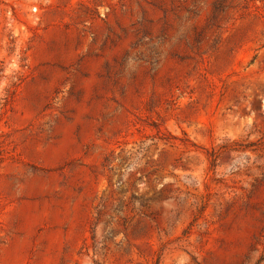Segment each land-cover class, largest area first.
I'll list each match as a JSON object with an SVG mask.
<instances>
[{
    "label": "rangeland",
    "instance_id": "obj_1",
    "mask_svg": "<svg viewBox=\"0 0 264 264\" xmlns=\"http://www.w3.org/2000/svg\"><path fill=\"white\" fill-rule=\"evenodd\" d=\"M0 264H264V0H0Z\"/></svg>",
    "mask_w": 264,
    "mask_h": 264
}]
</instances>
